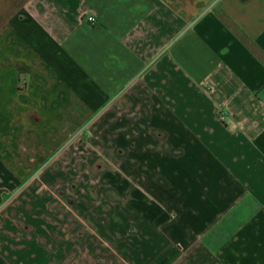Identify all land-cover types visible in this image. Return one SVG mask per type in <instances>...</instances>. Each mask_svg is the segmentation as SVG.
<instances>
[{
    "label": "crops",
    "instance_id": "obj_1",
    "mask_svg": "<svg viewBox=\"0 0 264 264\" xmlns=\"http://www.w3.org/2000/svg\"><path fill=\"white\" fill-rule=\"evenodd\" d=\"M0 264H264V0H0Z\"/></svg>",
    "mask_w": 264,
    "mask_h": 264
},
{
    "label": "rangeland",
    "instance_id": "obj_2",
    "mask_svg": "<svg viewBox=\"0 0 264 264\" xmlns=\"http://www.w3.org/2000/svg\"><path fill=\"white\" fill-rule=\"evenodd\" d=\"M97 123L98 121L93 124ZM104 150L99 145L97 128L85 139L81 131L76 132L73 141L65 144L60 149L54 156L55 158H53L52 163L41 166L42 171L56 172L54 175L57 178L50 183L46 180H38V183L43 188L51 189L60 204H66L65 193L68 192L74 201L81 199V193L84 194V184L89 186L92 196L98 198L96 196L98 194L99 179L96 173L104 170L109 172L115 170L113 160L107 163L103 162L104 157L102 155L107 154ZM94 187L96 189H93Z\"/></svg>",
    "mask_w": 264,
    "mask_h": 264
},
{
    "label": "built area",
    "instance_id": "obj_3",
    "mask_svg": "<svg viewBox=\"0 0 264 264\" xmlns=\"http://www.w3.org/2000/svg\"><path fill=\"white\" fill-rule=\"evenodd\" d=\"M88 20L90 21V22H94L95 21V17H93V16H89L88 17ZM225 117V114H222V119Z\"/></svg>",
    "mask_w": 264,
    "mask_h": 264
}]
</instances>
